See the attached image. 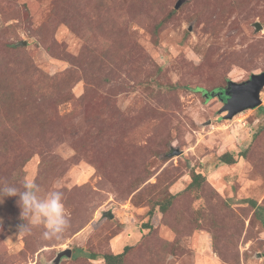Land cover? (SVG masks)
Returning <instances> with one entry per match:
<instances>
[{
  "label": "rangeland",
  "instance_id": "rangeland-1",
  "mask_svg": "<svg viewBox=\"0 0 264 264\" xmlns=\"http://www.w3.org/2000/svg\"><path fill=\"white\" fill-rule=\"evenodd\" d=\"M177 1L0 0V181L70 220L18 233L5 198L0 264H264V86L230 118L204 95L264 71V0Z\"/></svg>",
  "mask_w": 264,
  "mask_h": 264
},
{
  "label": "clouds",
  "instance_id": "clouds-1",
  "mask_svg": "<svg viewBox=\"0 0 264 264\" xmlns=\"http://www.w3.org/2000/svg\"><path fill=\"white\" fill-rule=\"evenodd\" d=\"M7 197H18L16 204L19 217L24 222L18 225V233L30 234L34 227H41L44 239H59L70 227L66 215L64 193L59 190H42L34 177H29L21 186L0 181V204Z\"/></svg>",
  "mask_w": 264,
  "mask_h": 264
},
{
  "label": "water",
  "instance_id": "water-1",
  "mask_svg": "<svg viewBox=\"0 0 264 264\" xmlns=\"http://www.w3.org/2000/svg\"><path fill=\"white\" fill-rule=\"evenodd\" d=\"M183 0H178L175 4V9L179 8ZM255 30H260L261 25L259 22L254 23ZM264 86V71L252 74L247 80L242 82L230 81L226 88L213 91L210 93H204L207 97L214 95L221 96L224 94L225 98V110L228 111V117L246 110L253 109L261 105L260 92ZM111 218L112 214H108ZM71 249L67 248L59 251L54 258V264H58L62 257H70Z\"/></svg>",
  "mask_w": 264,
  "mask_h": 264
},
{
  "label": "trees",
  "instance_id": "trees-1",
  "mask_svg": "<svg viewBox=\"0 0 264 264\" xmlns=\"http://www.w3.org/2000/svg\"><path fill=\"white\" fill-rule=\"evenodd\" d=\"M221 90V88H217V90ZM221 97L223 99H225L226 97L223 95H221ZM220 161L224 164H232L234 163L236 160L235 158L232 156V154L228 153V152H225L223 154L220 155L219 157ZM203 179V176L200 174V173H196V174H193L192 176V180L190 182V185H197L200 183V180ZM171 197L170 196L169 198L165 199L164 201H156L154 204L155 205H159L160 208L162 210H164L168 205L169 203L171 202ZM249 202H251V204L254 206L255 205V202L253 200H250ZM129 247L126 246L124 248V250L120 253H107L103 256V259H104V262L105 264H123V258L126 254V252L128 251Z\"/></svg>",
  "mask_w": 264,
  "mask_h": 264
}]
</instances>
